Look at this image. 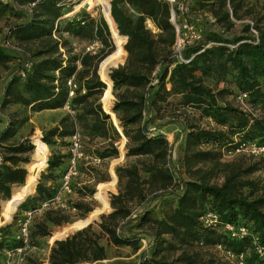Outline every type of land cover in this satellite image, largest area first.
Masks as SVG:
<instances>
[{
	"label": "trees",
	"instance_id": "16d2710c",
	"mask_svg": "<svg viewBox=\"0 0 264 264\" xmlns=\"http://www.w3.org/2000/svg\"><path fill=\"white\" fill-rule=\"evenodd\" d=\"M81 2L0 0V124L4 123L0 129V225L10 222L17 208L35 211L54 197L70 152L50 158L49 153H35L33 161L32 154L39 147L53 150L63 145L70 150L79 128L83 139L94 144L92 160L126 157L125 149L119 150L126 138L127 158L135 161L114 169L119 192L110 201L97 193L105 206L108 203L107 210L111 204L112 213L102 217L98 229L91 224L55 241L48 264H216L200 257L196 250L203 249L201 244L223 245L236 254L247 253L251 264H264L249 239L233 240L201 222L211 211L223 223L247 225L264 243V179L252 178L264 172V157L250 156L247 165L243 158L223 161L242 145L264 146V0L188 1L182 20L203 32L200 41L183 51L184 58H192L188 64L180 63L174 53L177 33L168 1L113 0L111 6V0H99L100 5L90 9L102 7L111 28L104 17L97 20L81 12L67 17ZM31 3H36L32 15L15 7ZM197 7L203 12L198 13ZM129 8L139 12L138 20ZM235 21L243 27L239 34L228 36L239 24ZM146 22L160 32L154 33ZM111 29L118 48L104 56L110 55L102 63V78L95 55L61 52L70 46L66 38H97L110 46ZM54 34L59 38L54 39ZM32 42H39L34 54L26 48ZM125 58L128 63L111 74ZM72 78L76 84L73 97L68 87ZM242 93L258 114L236 105ZM68 104L76 114H66L43 132L42 139L14 141L25 119L15 113L6 115L7 109L41 113L65 109ZM112 115H117L118 127ZM158 119L165 122L162 128L153 125ZM177 123L182 126L183 144L179 162L172 165V149L163 129ZM154 127L156 131H148ZM45 168L48 173H41ZM56 170H60L58 181L53 176ZM47 178L52 180L49 184ZM86 189L76 183L75 195L96 194L95 189L89 194ZM69 204L71 211L48 210L31 225L32 247L37 246L35 239L50 237L54 228L71 223L73 211H94L87 203L70 200ZM99 213L85 221L91 222ZM19 221L14 216L0 227V264H5V251L22 245L17 239ZM125 250L130 254L113 255ZM171 253H179L178 258L170 261ZM25 264L40 263L29 257Z\"/></svg>",
	"mask_w": 264,
	"mask_h": 264
},
{
	"label": "rangeland",
	"instance_id": "374dc122",
	"mask_svg": "<svg viewBox=\"0 0 264 264\" xmlns=\"http://www.w3.org/2000/svg\"><path fill=\"white\" fill-rule=\"evenodd\" d=\"M87 0H83V2H81V4L77 5L74 7V11L72 12L73 14L70 17H74L76 15V13L81 12L82 15H90L91 17L95 18V19H100L101 17H104L106 20L107 18L105 17L104 11L102 7H95L93 9V6H99L98 5H91L90 7H88L86 4ZM112 1L111 0V5H112ZM168 1V0H166ZM187 1V2H186ZM188 1L192 2L194 0H176V3L174 4L173 7H176V12H177V21L178 23H180L182 21V14L181 12L177 9V7L180 6H188ZM249 1H253V0H249ZM179 5V6H178ZM199 13V11H202V7H197L196 9ZM129 14L135 19L138 20L140 18V14L139 12L134 9V8H129L128 9ZM207 12V11H205ZM212 21L213 18L210 17L209 18ZM16 19H7V23H9L10 21H15ZM107 22L109 23V21L107 20ZM213 23V22H212ZM110 26V23H109ZM146 26L152 30L154 33L158 34L160 32V30L157 28V30H153L152 25L146 22ZM237 28L234 29V31H232L231 33L228 34V36H232V35H237L240 33L241 28L243 27V23H239L236 26ZM111 28V26H110ZM111 40H110V46H107L105 43H103L101 40L94 38L92 40H87V39H77V38H66L69 43L70 46L67 50L61 49V52L64 53H68L71 52L73 55L76 56H80L81 54H83L87 47L93 43H99V48L97 47V54L95 55L97 58V60L99 61V74L101 76L100 70H101V66L102 63L106 60V58H108L110 55H112L118 48L116 40L114 38V34L112 32L111 29ZM57 39L59 38L58 35ZM65 37V36H64ZM55 39V38H54ZM39 42H32L29 45H22L23 49H25V45L26 48L28 49L29 52H31V54L35 53V50L39 47L38 45ZM128 43V41H127ZM127 45V44H126ZM21 48V49H22ZM108 51H111L112 53L107 56L105 59L104 56L108 53ZM127 58V56H126ZM125 58V61H126ZM101 59H103V61H101ZM129 58L127 59V61L123 62V64L119 65L118 67H115L112 69V71L125 66L128 63ZM8 72L7 71H3V74L6 75ZM112 74V73H111ZM102 78V76H101ZM106 94V92H105ZM104 94V95H105ZM113 94H114V85H113ZM114 100H113V108L115 107V104L117 102V98L114 95ZM104 99V97H103ZM103 99H102V104L103 103ZM110 103V99L108 101H105L106 106H108ZM10 113H15L16 116L20 117V119H25V123L20 127L18 134L16 135L14 141L15 142H20L25 138H29L31 139V141L33 142V138L36 136H39L42 139L43 136V132L54 127L55 125H57L60 121L61 118H63L66 114L70 113L72 115H75V111L71 109H65L64 112H57V111H46V112H41V113H33L31 112L29 109L26 108H9L6 110V115L10 114ZM117 116V115H116ZM116 116L112 115V119L114 121V123L117 124V120H116ZM27 119V120H26ZM120 123V122H119ZM165 122H163V120L161 121L160 119H158V121H156L155 123H153L154 126H156L157 124L160 125L159 128H162ZM177 126H179V124H176ZM4 123L0 124V129L3 128ZM181 126V125H180ZM179 126V130L182 131V128ZM121 131L122 128L120 127ZM155 129V130H154ZM159 130V129H158ZM178 130V131H179ZM149 132H153L156 131V127H154L153 129H148ZM165 135H167L168 137V141L172 142L173 141V136L176 135L177 132H175V127L173 125H167L165 129H163ZM178 132L179 134H181V132ZM102 143V141H100ZM99 142V143H100ZM176 142V141H175ZM178 145L177 147L174 148L175 152L172 155V161L175 163L179 162L180 159V155H181V146L183 144V138H178ZM34 144V143H33ZM127 144H128V140L126 138H123V140L119 143V150L121 151V149H125L126 152V157L120 156L117 157L115 159H108L105 161H95L92 160L90 158V156H92V151L94 150V144H92L89 140L87 139H83V146H84V152L87 154L88 156V160H85L82 163V167H81V171H82V175L80 177V179L77 181V183L82 184L83 187H87L86 192L89 194L90 190L95 189L96 190V194L93 197L90 196H82L80 194H76V195H72V197H70V200H72L73 202H83V203H87L89 204L94 211L91 212L90 214H84L82 212H72V219H71V223H69L68 225L64 226V227H59V228H54L53 229V233L50 237H45V238H37L35 239L37 246L33 247V249H31L30 251L27 252L26 256L23 257H19V259H17V262H22L21 264H25L27 258L32 257L33 259H35L36 261H38L40 264H48L47 259L49 258V254H50V249L53 246V244L55 243V241L57 240H61V239H65L66 237L74 234L77 231H80L86 227H88L89 225L93 224L96 229H98V223L101 222L102 217L104 215H109L112 213V208H111V204H110V209L107 210L108 207V203L107 206H105V204L102 203V198H97V193L101 192L104 193L105 195L103 197H105L106 199L108 198L109 201L111 199L112 194H118L119 192V179H118V184H117V177L114 174V169L116 171L117 167L119 166H123V165H127V164H131L133 163L135 160L134 159H128L127 158ZM96 145V144H95ZM35 146V145H34ZM69 149L68 147H63V145L60 146H56L53 150H50L48 147H39L37 148L34 153L32 154V161L34 159V155L35 153H49V158L55 154V153H68ZM90 155V156H89ZM48 158V159H49ZM240 158L244 159V164L247 165L250 163L251 161V157L249 154L247 153H243V152H237L235 154H230L227 155L223 161L224 162H232V161H236ZM30 168V166L28 167V169ZM48 173V171L46 170V168L41 172V173ZM59 172L60 170H56L53 174V176H56V180L58 181L59 178ZM49 175V174H48ZM185 177V176H184ZM253 179H264V172H260L258 174H255L252 176ZM51 178H47V180L45 181L46 184H49L51 182ZM219 183L221 181H218ZM107 190H109L107 192ZM35 195V191L33 194L29 195V196H33ZM100 209H102V212H100ZM94 212L99 213L94 219L91 220V222H86L85 220H87ZM159 213V211H158ZM25 211H20L18 208L16 209V211L14 212L12 219L10 222L4 223L1 226H4L8 223H11L13 221V217L16 216L17 219L19 220H23L25 218L24 216ZM43 214L40 216H37L36 218H34L32 220V224L34 225V223H36L37 221H39L42 218ZM96 219V220H95ZM17 229L19 230V227H17ZM203 249H197V253L200 254V257H202L204 259V261L209 262V261H214L216 264H231L230 262H228L222 255L220 252H218L214 247H202ZM120 255V256H125L130 254L128 252V250L125 251H115L113 253V255ZM179 253H171L169 255V259L170 261H174L178 258ZM127 260L130 261L129 257ZM135 257H133L134 259ZM6 260V257L4 258Z\"/></svg>",
	"mask_w": 264,
	"mask_h": 264
},
{
	"label": "built area",
	"instance_id": "2783aa9c",
	"mask_svg": "<svg viewBox=\"0 0 264 264\" xmlns=\"http://www.w3.org/2000/svg\"><path fill=\"white\" fill-rule=\"evenodd\" d=\"M8 1V0H1ZM172 9H171V21L175 25L176 28V42L173 47L175 56L180 63L188 64L191 59H186L183 57V51L188 46L202 39L203 32L202 30L195 24L191 23L188 20H182L180 23L177 21V12L174 9V4L176 0H168ZM179 6V5H178ZM17 10L24 11L28 14H33V11L36 7V3L31 4H15ZM177 9L183 13L187 7L180 6ZM73 13L67 15L70 17ZM236 23H241L237 22ZM244 23H248L253 26V23L250 20H245ZM251 33L255 38H258V32L255 29H251ZM55 39H57L56 34L53 35ZM97 47L99 48V43H93L87 47L84 54L90 53L92 55L97 54ZM17 51H23L20 47H14ZM27 68H30L27 66ZM68 87L71 89V97L75 96V78H72L68 81ZM248 95L245 93L240 94L236 98V105L240 107L243 111L252 112L255 114L259 113V110H254L253 107L247 102ZM67 109H71V105L68 104L66 106ZM254 111V112H253ZM155 130V129H154ZM70 158L65 168V172L63 177L60 180V186L54 195L53 198L44 202L39 209L35 211H27L25 212V218L20 220L18 223L19 231L17 235V239L21 242V246L14 250L5 251V264H21L22 262H17L19 257H23L27 255V252L33 249L30 243V227L32 225V220L37 216L44 214V212L48 210H63V211H71V207L69 204L70 197L75 195L74 186L77 181L80 179L81 167L82 163L85 160H88L87 154L84 152L83 146V136L78 128L75 135L71 138V147H70ZM237 152L247 153L250 156L255 158L264 157V146H260L257 143H249L246 145H242ZM174 151L171 150V161L172 155ZM201 222L206 228L214 229V230H222L224 231L231 239L233 240H242L249 239L251 241L252 250L254 254L258 256L260 260L264 262V243L261 238L252 233L251 229L245 224H227L223 223L220 216L214 212H207L201 217ZM145 248L148 247V241L144 240ZM201 247L203 245L201 244ZM221 255L231 264H251L248 262L247 253L236 254L231 250L226 249L223 245H217L214 247Z\"/></svg>",
	"mask_w": 264,
	"mask_h": 264
},
{
	"label": "crops",
	"instance_id": "0c3cea01",
	"mask_svg": "<svg viewBox=\"0 0 264 264\" xmlns=\"http://www.w3.org/2000/svg\"><path fill=\"white\" fill-rule=\"evenodd\" d=\"M237 28V27H236ZM235 28V29H236ZM218 30H220L221 31V29L219 28ZM222 32V31H221ZM66 109V108H65ZM65 109H61V110H58L57 112H64L65 111ZM173 126L175 127V132H177L176 133V135H174L173 136V141L172 142H169V144H170V146H171V149H172V151H174L175 152V150H174V148L175 147H177V145H178V138H183V135L182 134H179L178 132L180 131L179 130V126H177L176 124H173ZM209 126H211V124L209 123ZM181 128H182V126H180ZM179 130V131H178ZM181 133H182V131H180ZM176 141V142H175ZM172 165H175L174 164V162L172 161ZM47 262H48V259H47ZM109 261H105V262H103V263H96V264H107Z\"/></svg>",
	"mask_w": 264,
	"mask_h": 264
},
{
	"label": "bare ground",
	"instance_id": "6f19581e",
	"mask_svg": "<svg viewBox=\"0 0 264 264\" xmlns=\"http://www.w3.org/2000/svg\"><path fill=\"white\" fill-rule=\"evenodd\" d=\"M98 5L99 4V0H89L85 5H87L88 7H90L91 5ZM111 9V7H110Z\"/></svg>",
	"mask_w": 264,
	"mask_h": 264
},
{
	"label": "water",
	"instance_id": "95a60500",
	"mask_svg": "<svg viewBox=\"0 0 264 264\" xmlns=\"http://www.w3.org/2000/svg\"><path fill=\"white\" fill-rule=\"evenodd\" d=\"M112 6V5H111ZM115 20V19H114ZM127 39H128V37H127ZM129 40V39H128ZM111 73H113V71H111ZM110 79H111V81L113 82V80H112V78H111V76H110ZM104 81V80H103ZM105 82V81H104ZM114 84V83H113ZM107 92V91H106ZM106 110V109H105ZM107 112V111H106ZM108 113V112H107ZM108 114H110V113H108ZM111 115V114H110ZM115 125L117 126V124L115 123ZM118 127V126H117ZM120 129V128H119Z\"/></svg>",
	"mask_w": 264,
	"mask_h": 264
}]
</instances>
